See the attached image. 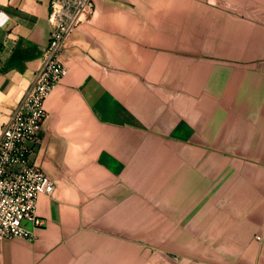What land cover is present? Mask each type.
Masks as SVG:
<instances>
[{
	"label": "crops",
	"instance_id": "obj_1",
	"mask_svg": "<svg viewBox=\"0 0 264 264\" xmlns=\"http://www.w3.org/2000/svg\"><path fill=\"white\" fill-rule=\"evenodd\" d=\"M51 3L0 0V129ZM93 6L44 103L42 225L0 264H264V0Z\"/></svg>",
	"mask_w": 264,
	"mask_h": 264
},
{
	"label": "built area",
	"instance_id": "obj_2",
	"mask_svg": "<svg viewBox=\"0 0 264 264\" xmlns=\"http://www.w3.org/2000/svg\"><path fill=\"white\" fill-rule=\"evenodd\" d=\"M93 10V0H52L49 42L40 51V67L0 129V244L11 239L32 242L42 225L36 215L38 199L54 191L35 163L46 130L44 103L67 74L60 60L67 38L90 23Z\"/></svg>",
	"mask_w": 264,
	"mask_h": 264
}]
</instances>
